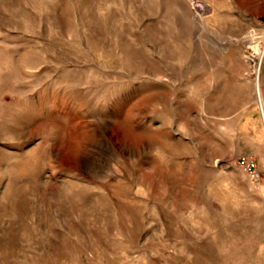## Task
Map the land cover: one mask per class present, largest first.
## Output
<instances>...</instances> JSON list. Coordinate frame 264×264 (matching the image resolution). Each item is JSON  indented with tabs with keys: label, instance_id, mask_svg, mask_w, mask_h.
Segmentation results:
<instances>
[{
	"label": "rangeland",
	"instance_id": "rangeland-1",
	"mask_svg": "<svg viewBox=\"0 0 264 264\" xmlns=\"http://www.w3.org/2000/svg\"><path fill=\"white\" fill-rule=\"evenodd\" d=\"M0 264H264V0H0Z\"/></svg>",
	"mask_w": 264,
	"mask_h": 264
},
{
	"label": "built area",
	"instance_id": "built-area-1",
	"mask_svg": "<svg viewBox=\"0 0 264 264\" xmlns=\"http://www.w3.org/2000/svg\"><path fill=\"white\" fill-rule=\"evenodd\" d=\"M235 162L236 165L247 174L251 182L257 184L261 176L257 160L253 156L243 155L237 157Z\"/></svg>",
	"mask_w": 264,
	"mask_h": 264
}]
</instances>
